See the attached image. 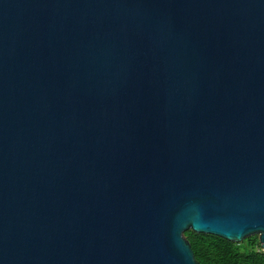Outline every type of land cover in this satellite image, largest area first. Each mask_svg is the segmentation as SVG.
Here are the masks:
<instances>
[{
  "label": "water",
  "instance_id": "95a60500",
  "mask_svg": "<svg viewBox=\"0 0 264 264\" xmlns=\"http://www.w3.org/2000/svg\"><path fill=\"white\" fill-rule=\"evenodd\" d=\"M264 251V0H0V264Z\"/></svg>",
  "mask_w": 264,
  "mask_h": 264
},
{
  "label": "trees",
  "instance_id": "16d2710c",
  "mask_svg": "<svg viewBox=\"0 0 264 264\" xmlns=\"http://www.w3.org/2000/svg\"><path fill=\"white\" fill-rule=\"evenodd\" d=\"M184 236L200 264H264V251L257 235L238 243L192 230L186 231Z\"/></svg>",
  "mask_w": 264,
  "mask_h": 264
}]
</instances>
